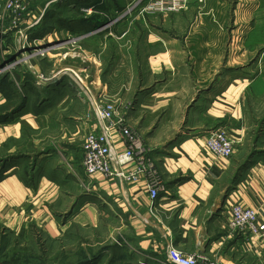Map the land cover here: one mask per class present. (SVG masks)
I'll use <instances>...</instances> for the list:
<instances>
[{"label":"crops","instance_id":"obj_1","mask_svg":"<svg viewBox=\"0 0 264 264\" xmlns=\"http://www.w3.org/2000/svg\"><path fill=\"white\" fill-rule=\"evenodd\" d=\"M73 2L36 3L21 27L31 34L38 32L31 27L47 22L44 36L55 40L62 37L55 29L67 24L87 31L57 8L45 21L41 9L60 3L69 9ZM204 4L205 16L197 2L174 12L182 25L193 19L191 27H139L140 35L135 30L128 46L145 63L141 70L129 53L126 79L118 73V44L105 72L104 59L87 46L105 29L111 40L119 39L114 25L81 33L75 57L70 52L54 61L49 55L47 74L35 61V70L23 64L0 77V229L19 237L41 231L57 241L111 226L124 254L141 259L122 264H168L170 246L217 264H264V0ZM15 39L11 47L20 50ZM103 45L101 55L108 41ZM80 59L90 62L88 68ZM38 73L51 80L38 84ZM103 93L117 105L115 120L136 129L155 160L166 186L156 202L162 222L149 213L145 175L129 182L84 171L83 144L101 128L95 103ZM216 128L227 129L234 140L231 158L216 157L207 147ZM112 137L115 150L123 151L117 129ZM232 202L257 211V235L230 234Z\"/></svg>","mask_w":264,"mask_h":264},{"label":"built area","instance_id":"obj_2","mask_svg":"<svg viewBox=\"0 0 264 264\" xmlns=\"http://www.w3.org/2000/svg\"><path fill=\"white\" fill-rule=\"evenodd\" d=\"M105 0L92 5H85L86 0H75L72 6L79 9L83 15H89L97 11V6L102 4ZM206 0H135L128 7L129 11L138 10L139 15L144 17L148 14L154 13H168L179 12L189 9L192 2L204 4ZM4 11L12 13L13 25L17 27L18 36L20 40V57L14 56V61L0 65V77L7 75L19 68L23 64L30 70H35V63L32 62L31 57H43L53 45L46 46L45 39L32 38L31 34L21 27V20L29 19L33 14L29 13L28 0H6L4 4ZM24 21V20H23ZM114 22L104 24L100 27H111ZM55 29V33L60 32L59 40H63L62 45L77 46L85 35L73 34L68 28ZM100 30V29H99ZM50 39H48V42ZM41 44L43 47H40ZM37 47L32 51V55H24L27 48ZM59 46V45H58ZM51 79L44 73L37 74V83L44 84ZM102 101L95 103L97 115L101 121V128L89 132L83 144V160L82 166L88 176L94 173H102L105 178H115L122 181L135 182L143 174L148 178V192L151 198L149 206V213L152 217L162 222L160 210L156 205L157 199L161 192L165 191L166 186L161 179L158 167L155 160L150 156L149 149L145 146L141 134L132 128L123 118L115 120L117 112L116 104L108 99L107 93L102 94ZM117 129L121 139L125 143L123 151H116L114 148V140L112 137V130ZM207 147L212 151L216 157L231 158L234 154V140L229 135L227 129L216 128L206 139ZM130 163L135 166L132 169L126 168ZM229 220L228 228L230 234L248 233V235H257L259 226L257 224L258 213L250 207H244L239 202H232L228 206ZM148 222V220H146ZM217 264L214 261L202 254H186L175 246H170L167 249V263L168 264Z\"/></svg>","mask_w":264,"mask_h":264},{"label":"rangeland","instance_id":"obj_3","mask_svg":"<svg viewBox=\"0 0 264 264\" xmlns=\"http://www.w3.org/2000/svg\"><path fill=\"white\" fill-rule=\"evenodd\" d=\"M5 1L0 3V61L2 62V65L14 61V59H12L14 56L20 57L22 54V52L14 45L11 47L12 43L16 41L15 37L19 35V29L13 25L12 13L4 11L3 7ZM47 1L49 0H28L29 13L33 14L36 3L38 5L41 4L43 8ZM133 1L135 0H117V4L115 0H105L103 3H106V7L109 9L108 15H106L105 11L100 8H98L97 12L94 11L91 13L96 19L103 21L106 19L105 25L113 21L114 26L112 29L117 31L116 33L119 36V39H116V42L111 40V36H107L109 30L105 29L97 35L90 36L87 40V46L92 48L91 52L94 55L96 54L104 59L102 72H105L111 61L112 52H114L115 47L118 44V60H120L121 64V70H119L118 73L121 76V79H126L128 76L127 70L130 68V60L129 58L127 60V57H129V53L131 54L132 62H136L137 66L140 63L141 70H143L144 67V56L140 58L135 57L134 49H130L128 46V41H131V39L136 37L135 30H138V34L140 35L141 31L139 27H191L195 22L193 19H189L185 22L187 25H182L183 21H177L175 17L176 13L174 12L154 13L142 17L138 14L139 11L136 9L131 12L129 11L128 7ZM230 1L233 2L234 0ZM116 4L117 6L121 5L124 7V10L119 12V14L116 12ZM204 5L205 4L200 5L202 8L200 9L201 13H196V15H207L205 13L208 10L207 5ZM60 6L61 3L59 4V7H53L51 5L48 8L41 9L43 10L45 19L47 20L49 14L56 8L60 11L59 14L62 15V17L66 16L68 19L73 20L83 18L81 13H77V10L74 11L76 9L75 7L70 6L71 8L69 7V9H65ZM190 9L191 7L185 11ZM178 13L181 14V11ZM23 20H21V23ZM91 28L92 27H86L85 29L87 31L85 32H91ZM35 29H38L39 31L37 34L33 35L32 38H42V33L46 32V28L42 25L40 27H31V30ZM48 39H50L49 42ZM82 40L77 46H72L69 44L62 45L63 40H55L53 37H48L45 39V47L53 45V48L49 50V53L43 57L33 56L32 51L37 47V45H35L33 48H27L24 51V55L33 56L31 57L32 62L35 64V61L39 62L42 65L44 73H46L48 72L47 63L49 55L54 57V61L55 59H64L70 55V52H73L72 57H75L76 52L81 51L80 48L83 45ZM101 40H103L104 43L108 41L109 45L107 46V50L109 51L106 50V53L103 55H101L100 47H103L104 43L100 45ZM39 46L43 47L41 44H39ZM80 61L83 62L84 60L80 59ZM89 63L88 60L83 62L85 68H88ZM19 68H21V66ZM19 68H16L15 71L19 70ZM25 90L26 89H23V93L27 94L28 90ZM113 230L114 229L111 226L104 227L103 229L98 228L97 230L92 229L88 232H84L82 234L83 236L70 235L65 239L55 241L48 239L45 236V233L41 231H35L25 237H19L0 229V264H78L87 259H89L87 262L81 264H122L126 262H141V259L136 256L124 254L123 250H121V243L123 244V242L120 243V240L110 234Z\"/></svg>","mask_w":264,"mask_h":264},{"label":"trees","instance_id":"obj_4","mask_svg":"<svg viewBox=\"0 0 264 264\" xmlns=\"http://www.w3.org/2000/svg\"><path fill=\"white\" fill-rule=\"evenodd\" d=\"M100 0H94V2L93 3H97V2H99ZM92 3H90V1H86L85 2V5H91ZM107 5H106V3L104 4V3H102V4H100V5H98L97 6V8H100V9H102V10H104L105 11V13H106V15H108V8L106 7ZM117 8V10L119 11V12H121V11H123L124 10V7H122L121 5H119V6H117L116 7ZM54 13V11H52L50 14H49V16H48V18H47V20L51 17V15ZM95 17H93V16H91V17H89L88 19H85V18H80V19H78V20H80L79 22L81 23V25L83 26V25H85V27H92L91 28V30H94L95 28H98V27H100V26H102L103 24H105V22H106V19H105V21H103V20H100V19H96ZM46 20V19H45ZM108 20V19H107ZM47 24V22H45L44 24H43V27H45V25ZM62 26H64V25H62ZM66 26H69L70 28H68V29H70L71 30V32L73 33V34H83V33H87V32H85V31H78V30H75L74 29V25H70V24H67ZM61 27V26H60ZM46 28V27H45ZM39 31V30H38ZM38 32H36V33H31V37H33V35H35V34H37ZM46 33V32H45ZM45 33H42L43 35L41 36V37H43L44 36V34ZM41 35V34H40ZM40 37V36H39ZM35 38V37H34Z\"/></svg>","mask_w":264,"mask_h":264},{"label":"water","instance_id":"obj_5","mask_svg":"<svg viewBox=\"0 0 264 264\" xmlns=\"http://www.w3.org/2000/svg\"><path fill=\"white\" fill-rule=\"evenodd\" d=\"M57 80V79H56ZM89 259H87V260H85V261H81L80 263H78V264H81V263H83V262H87Z\"/></svg>","mask_w":264,"mask_h":264}]
</instances>
